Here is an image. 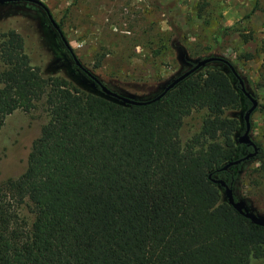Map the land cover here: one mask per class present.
<instances>
[{
  "label": "trees",
  "instance_id": "trees-1",
  "mask_svg": "<svg viewBox=\"0 0 264 264\" xmlns=\"http://www.w3.org/2000/svg\"><path fill=\"white\" fill-rule=\"evenodd\" d=\"M233 29L215 33L212 46L230 43L225 35ZM208 57L224 61L208 63L146 105H125L31 65L22 36L1 32L0 129L7 116L29 113L40 102L47 121L25 171L0 185V264L264 259V227L240 215L214 182L224 180L242 200L236 193L241 181L258 186L264 176V149L257 145L254 156L223 169L254 152L237 142L245 112L240 119L228 114L251 106L242 88L248 91L232 62ZM260 80L262 88V72ZM196 110L206 111L200 130L182 143L183 122ZM249 163L257 166L243 171ZM22 206L32 215L29 224Z\"/></svg>",
  "mask_w": 264,
  "mask_h": 264
},
{
  "label": "rangeland",
  "instance_id": "rangeland-1",
  "mask_svg": "<svg viewBox=\"0 0 264 264\" xmlns=\"http://www.w3.org/2000/svg\"><path fill=\"white\" fill-rule=\"evenodd\" d=\"M39 1L48 8L79 63L108 89L125 97L154 98L210 54L228 59L259 105L250 117L249 136L264 149V87L256 86L262 82L260 73L264 75V0ZM231 26L233 31L225 35L230 43L214 48V34ZM10 30L22 36L31 65L43 72L59 71L86 91L101 95L74 64L41 7L28 2L0 4V33ZM243 36L250 41L242 43ZM208 46L211 51L206 50ZM243 54L253 58L242 60ZM245 110L243 106L228 114L240 119ZM205 112L196 110L185 118L182 143L199 132ZM46 121L41 102L29 113L16 110L6 117L0 129V185L25 171L32 143ZM256 166L246 164L243 171ZM258 182L253 186L244 179L236 193L250 212L264 218V176ZM250 195L254 197L251 204ZM20 215L31 223L27 207H21ZM251 264H264V259H252Z\"/></svg>",
  "mask_w": 264,
  "mask_h": 264
},
{
  "label": "water",
  "instance_id": "water-1",
  "mask_svg": "<svg viewBox=\"0 0 264 264\" xmlns=\"http://www.w3.org/2000/svg\"><path fill=\"white\" fill-rule=\"evenodd\" d=\"M15 2H28V3H32L35 4L39 7H41L46 15L47 18L49 19L51 25L54 27V29L57 31L62 43L64 44L65 48L68 50V52L70 53L74 64L81 69V71L91 80L92 85L98 90L100 91V93L110 99L116 100L122 104L125 105H135V106H140V105H146L148 103H150L153 100H157L160 97H162L167 91H169L170 89H172L175 85H177L179 82H181L182 80H184L186 77H188L189 75H191L192 73H194L195 71H197L198 69L204 67L205 65H207L208 63L211 62H215V61H224L222 58H215V57H208L202 60L197 61L194 65H192L188 70H186L185 72H183L181 75L177 76L176 78H174L170 83H168L163 90L156 95L153 99H149V100H136V99H132L129 97H125L122 96L116 92L111 91L110 89H108L106 86H104L102 83H100L90 72H88L80 63L79 61L76 59V57L74 56L73 51L71 50L70 46L68 45L67 41L65 40L62 31L60 29V27L58 26V24L53 20L48 8L39 0H0V4H4V3H15ZM226 62V61H225ZM228 63V62H227ZM231 68V70L233 71L234 75L239 79L238 75H236V73L234 72V69L232 68V66H229ZM239 83L242 86V81L239 79ZM242 92L246 95V97H248V99L251 102V106L245 111L244 113V121H245V131L242 135H239L237 142L239 144L242 145H247V146H251L254 150L253 153L247 155L246 157H244L243 159L240 160H235L232 161L228 164H226L223 169H227L228 167L238 164L241 161L244 160H248L250 157L254 156L256 154L257 151V146L255 144V142L250 138L249 136V132H250V117L251 114L256 110L257 108V101L256 99H254L252 96H250L245 90L244 88H242ZM214 182H216L217 184H219L221 187L224 188L225 191V197L227 199V202L229 205H231L240 215L246 217L247 219H249L253 224H256L258 226L264 227V218L257 216L256 214L250 212L247 209L246 203L243 200H235L234 198V194L231 188H229L225 181L222 179H216L214 180Z\"/></svg>",
  "mask_w": 264,
  "mask_h": 264
}]
</instances>
